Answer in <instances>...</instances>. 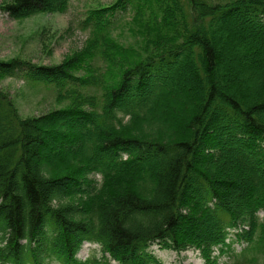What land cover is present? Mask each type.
Segmentation results:
<instances>
[{"label": "trees", "instance_id": "trees-1", "mask_svg": "<svg viewBox=\"0 0 264 264\" xmlns=\"http://www.w3.org/2000/svg\"><path fill=\"white\" fill-rule=\"evenodd\" d=\"M125 24L128 48L114 38ZM81 27L85 47L60 64L0 60L1 77L65 103L22 117L0 90V264H102L77 257L85 242L103 264H163L155 245L264 264V0H114Z\"/></svg>", "mask_w": 264, "mask_h": 264}, {"label": "rangeland", "instance_id": "rangeland-1", "mask_svg": "<svg viewBox=\"0 0 264 264\" xmlns=\"http://www.w3.org/2000/svg\"><path fill=\"white\" fill-rule=\"evenodd\" d=\"M8 1L10 0H0V6ZM113 2L114 0H72L65 13H45L25 19H14L8 13L0 11V60L7 61L17 57L42 66L60 64L85 47L90 34L81 27V22L87 12L92 8ZM128 21L130 22V19ZM124 26L115 32L114 38L124 48H128L135 38L131 30L134 26L127 27L126 24ZM235 41L231 36L226 37V41L220 46L224 54L230 52L229 55L233 57L237 51ZM0 90L13 101L22 117L41 116L65 105L64 102L56 99L52 87L43 83L35 84L23 74L6 78L0 76ZM95 178L100 180L99 175H95ZM260 216H264V212H260ZM235 247L239 251L243 245ZM152 250L163 264L212 263L202 257L199 250L193 248L177 253L162 250L155 245ZM77 257L82 261L96 258L102 264L104 262L100 246L94 243L85 242ZM233 262L228 255L219 257V264H234ZM51 264L62 263L53 261ZM106 264L117 263L109 259Z\"/></svg>", "mask_w": 264, "mask_h": 264}]
</instances>
